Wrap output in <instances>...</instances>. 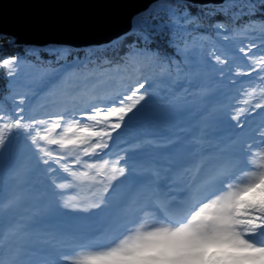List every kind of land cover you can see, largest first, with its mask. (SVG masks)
I'll use <instances>...</instances> for the list:
<instances>
[{"label": "snow or ice", "instance_id": "obj_1", "mask_svg": "<svg viewBox=\"0 0 264 264\" xmlns=\"http://www.w3.org/2000/svg\"><path fill=\"white\" fill-rule=\"evenodd\" d=\"M121 7L0 4L82 38L0 33V264H264V0H147L87 38Z\"/></svg>", "mask_w": 264, "mask_h": 264}, {"label": "water", "instance_id": "obj_2", "mask_svg": "<svg viewBox=\"0 0 264 264\" xmlns=\"http://www.w3.org/2000/svg\"><path fill=\"white\" fill-rule=\"evenodd\" d=\"M12 2L13 0H0V4H2L5 7ZM84 2L116 3V4L124 5V7L115 10L114 23L111 25L110 28L101 32L94 33L91 36L87 37L89 39L103 40L113 35L115 32H118L123 28H126L128 25V16L131 13V11H133L135 7H139L147 3V0H84ZM13 31L16 32V38L20 41L44 40V39H71L74 43L82 42V38L69 36L66 34H32V33H25L19 31L18 29L15 28L10 17L7 15L6 12L4 14H0V33H7Z\"/></svg>", "mask_w": 264, "mask_h": 264}, {"label": "rangeland", "instance_id": "obj_3", "mask_svg": "<svg viewBox=\"0 0 264 264\" xmlns=\"http://www.w3.org/2000/svg\"><path fill=\"white\" fill-rule=\"evenodd\" d=\"M249 92H252V89H248ZM261 92V87L257 86L255 88L254 94L256 96H259ZM252 97H243L241 99H238L236 103H238L241 107L245 105L246 101H251ZM257 102H264V101H257ZM67 190L65 191L64 194V199L69 200V201H75V202H87L92 200L96 196L97 190L91 187V182H83V183H78L75 186L68 185L66 186ZM160 243H165V241L162 240H155L153 244H160ZM142 249H138L136 251H140ZM94 264H138L137 261H135L134 258H128V259H123L119 261H97L94 262Z\"/></svg>", "mask_w": 264, "mask_h": 264}, {"label": "trees", "instance_id": "obj_4", "mask_svg": "<svg viewBox=\"0 0 264 264\" xmlns=\"http://www.w3.org/2000/svg\"><path fill=\"white\" fill-rule=\"evenodd\" d=\"M9 39H10V37L5 36L4 39L2 41H0V45L6 44ZM16 47H17L16 45H12L10 49H6V50L16 51ZM0 75H2V74H0ZM4 85H5V82L3 80H0V93H3Z\"/></svg>", "mask_w": 264, "mask_h": 264}]
</instances>
